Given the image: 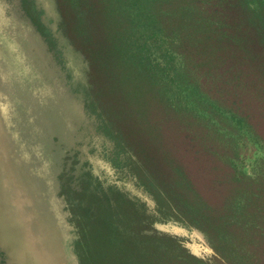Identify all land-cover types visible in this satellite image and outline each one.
<instances>
[{
    "label": "rangeland",
    "instance_id": "1",
    "mask_svg": "<svg viewBox=\"0 0 264 264\" xmlns=\"http://www.w3.org/2000/svg\"><path fill=\"white\" fill-rule=\"evenodd\" d=\"M42 1L0 0V62L47 88L11 100L48 122L64 264H264V0H147L161 33L120 0Z\"/></svg>",
    "mask_w": 264,
    "mask_h": 264
},
{
    "label": "water",
    "instance_id": "2",
    "mask_svg": "<svg viewBox=\"0 0 264 264\" xmlns=\"http://www.w3.org/2000/svg\"><path fill=\"white\" fill-rule=\"evenodd\" d=\"M9 67L3 60L0 62V156L7 160L1 145L8 144L17 154L14 160L22 163L23 159L24 167L21 171L6 172L1 166L2 162L0 164V225L10 232V236L7 234L3 237L4 240L8 238L12 243L11 251L6 252V256L11 258L9 264H64L57 217L49 206L50 200H54L53 190L45 178V168L32 148L43 137L42 126H47V121L41 118L40 112H36V129L30 124L25 126L19 120L26 119L23 114L26 111L11 100L14 96L17 97L15 101L23 97L21 101L24 103H21L26 104L32 112L38 107L50 109L49 100L42 98L39 101L37 97L45 95L47 88L44 91L38 88L39 92L31 93L27 85L29 77L18 78L14 71H8ZM20 86L27 87L28 92L21 93L18 90ZM35 99L39 103H35ZM8 123L11 126L7 128ZM55 124L58 125L57 118ZM30 209L32 215L28 213ZM32 220L38 227L33 225Z\"/></svg>",
    "mask_w": 264,
    "mask_h": 264
},
{
    "label": "trees",
    "instance_id": "3",
    "mask_svg": "<svg viewBox=\"0 0 264 264\" xmlns=\"http://www.w3.org/2000/svg\"><path fill=\"white\" fill-rule=\"evenodd\" d=\"M123 0H120L121 4L126 8V9H135L136 11H133L132 14H134L133 17H135V20H133V22H135L134 24L137 25V27L140 25H143L145 24L147 27H152L153 30L156 32H159L161 33L162 29L157 25V21H156V17L150 12V3H148L147 0H124V2H122ZM155 20V22H154ZM154 34V33H153ZM152 34V36H153ZM152 36L150 38H152ZM154 37H157V36H154ZM184 214L186 215L187 218H189L190 220H194L196 218H199L201 216L195 214V212L191 211V210H184L183 211ZM147 217V216H145ZM147 218H145L146 220ZM198 220V219H197ZM196 220V221H197ZM105 224V223H104ZM123 225V228H126L127 224L124 225V223L122 224ZM110 226V224H109ZM108 226V223H107V226L105 225L104 227L105 230L102 229V233H104V231H110L112 230L110 227ZM109 228V229H108ZM126 231V230H125ZM107 232V233H108ZM110 234V233H109ZM126 233L122 232V231H119L118 228L117 229H114L113 233L110 234V236L112 237L111 239L114 240V241H117L119 243H122V242H125L126 241H122L124 240V236H125ZM122 248H123V243L121 244Z\"/></svg>",
    "mask_w": 264,
    "mask_h": 264
},
{
    "label": "bare ground",
    "instance_id": "4",
    "mask_svg": "<svg viewBox=\"0 0 264 264\" xmlns=\"http://www.w3.org/2000/svg\"><path fill=\"white\" fill-rule=\"evenodd\" d=\"M42 1V0H41ZM43 2V1H42ZM41 4V3H40ZM46 5V4H45ZM45 5H43V6H45ZM53 9V8H52ZM49 11H51V10H48V12ZM19 15V14H18ZM48 15V14H47ZM14 20V19H13ZM18 23V22H17ZM35 41V40H34ZM35 44H37V42H35ZM28 45H29V43H28ZM37 46V45H36ZM38 47H39V45H38ZM25 48V47H24ZM35 49H37V47H34ZM40 50V49H39ZM42 51V50H41ZM44 53V52H43ZM44 57V56H43ZM3 58H5V57H3ZM47 58V57H46ZM6 60V59H5ZM76 60V59H75ZM10 64H12V63H10ZM36 69V68H35ZM48 70V69H47ZM49 72V71H48ZM31 75V74H30ZM24 77V76H23ZM36 78V77H35ZM39 80V79H38ZM37 83V82H36ZM39 84V83H38ZM40 85V84H39ZM29 87V86H28ZM35 87V86H34ZM21 92V91H20ZM63 98V97H62ZM14 99V98H13ZM54 100V99H53ZM64 100V99H63ZM51 102V101H50ZM64 102V101H63ZM17 104V103H16ZM63 104V103H62ZM66 105V104H65ZM57 106V105H56ZM61 107V106H60ZM21 108V107H20ZM23 108H24V106H23ZM37 109V108H36ZM27 110V109H26ZM56 111V110H55ZM54 111V112H55ZM62 111V110H61ZM44 112V111H43ZM42 112V113H43ZM51 112V111H50ZM64 112V111H63ZM57 113V112H56ZM61 113V112H60ZM52 114V113H51ZM50 114V115H51ZM31 115V114H30ZM58 115V114H57ZM26 117V116H25ZM42 117V116H41ZM61 117V116H60ZM32 119V118H31ZM52 119V118H51ZM55 119V118H54ZM64 120V119H63ZM35 121V120H34ZM33 121V122H34ZM53 121V120H52ZM36 122V121H35ZM25 123V122H24ZM51 123V122H50ZM9 126H11L9 123L6 125V127L8 128ZM57 128V127H56ZM10 131H11V129H10ZM16 141H18V140H16ZM34 145V144H33ZM1 147H2V150H3V152H4V154H5V156L7 157V160H6V158H4V160H3V158L0 156V164H1V162H2V168L6 171V172H9V171H11V172H14V171H21L22 169H23V159H21L22 160V163L20 162V161H15L14 160V158H17L16 157V153H15V151L13 150L12 151V149H11V147H9L8 146V144H6L5 146H4V144H2L1 145ZM21 148V150H25L23 147H20ZM36 149V148H35ZM14 161H13V160ZM38 162V161H37ZM12 179H14L13 177H12ZM32 209H30V210H28V213L30 214V215H32ZM32 223H33V225H35V226H37V224L32 220ZM38 227V226H37ZM60 242V241H59ZM60 245V244H59ZM60 248H61V246H60Z\"/></svg>",
    "mask_w": 264,
    "mask_h": 264
}]
</instances>
